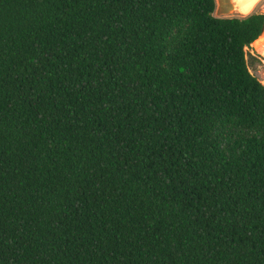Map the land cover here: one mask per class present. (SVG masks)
<instances>
[{
    "label": "trees",
    "instance_id": "16d2710c",
    "mask_svg": "<svg viewBox=\"0 0 264 264\" xmlns=\"http://www.w3.org/2000/svg\"><path fill=\"white\" fill-rule=\"evenodd\" d=\"M215 0H0V264H264V13Z\"/></svg>",
    "mask_w": 264,
    "mask_h": 264
},
{
    "label": "rangeland",
    "instance_id": "374dc122",
    "mask_svg": "<svg viewBox=\"0 0 264 264\" xmlns=\"http://www.w3.org/2000/svg\"><path fill=\"white\" fill-rule=\"evenodd\" d=\"M253 12L264 13V0H260L257 7L253 10ZM232 16H245V15H242L241 13L237 12L235 9L232 13ZM262 45H264V41L260 43L259 46ZM245 51H246V59H247L249 71L253 75L257 76L259 80H261L260 77L261 71L264 69V54H262L261 52H257L252 44H250L248 47H245Z\"/></svg>",
    "mask_w": 264,
    "mask_h": 264
},
{
    "label": "water",
    "instance_id": "95a60500",
    "mask_svg": "<svg viewBox=\"0 0 264 264\" xmlns=\"http://www.w3.org/2000/svg\"><path fill=\"white\" fill-rule=\"evenodd\" d=\"M215 12L214 15L216 17H229L232 16L233 11L235 10V5L232 0H215ZM264 33V23L262 25L261 32L257 39L261 37ZM257 39H255L252 43H254ZM251 43V44H252Z\"/></svg>",
    "mask_w": 264,
    "mask_h": 264
},
{
    "label": "clouds",
    "instance_id": "9594fccd",
    "mask_svg": "<svg viewBox=\"0 0 264 264\" xmlns=\"http://www.w3.org/2000/svg\"><path fill=\"white\" fill-rule=\"evenodd\" d=\"M236 6V11L241 14H248L253 6L256 4V0H232ZM260 40H264V37H261ZM260 40H257L256 43H260Z\"/></svg>",
    "mask_w": 264,
    "mask_h": 264
},
{
    "label": "bare ground",
    "instance_id": "6f19581e",
    "mask_svg": "<svg viewBox=\"0 0 264 264\" xmlns=\"http://www.w3.org/2000/svg\"><path fill=\"white\" fill-rule=\"evenodd\" d=\"M259 2H260V0H256V4L253 6L252 10L248 14H250L251 12H253V10L257 7V5H258ZM235 9H236V6H235ZM242 15H245V14H242ZM261 37H264V33L261 35ZM260 38L257 39V40H260ZM256 41L254 43H252V45L255 47V49H256L257 52H261L262 54H264V45L259 46L260 43H262L264 40H260V43H256ZM260 77H261V80L260 81L264 84V69L261 71V76Z\"/></svg>",
    "mask_w": 264,
    "mask_h": 264
}]
</instances>
